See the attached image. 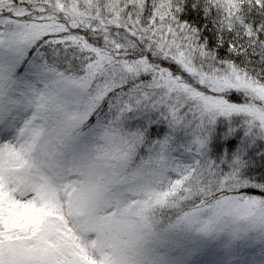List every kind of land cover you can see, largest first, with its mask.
I'll return each instance as SVG.
<instances>
[{"label": "snow or ice", "instance_id": "obj_1", "mask_svg": "<svg viewBox=\"0 0 264 264\" xmlns=\"http://www.w3.org/2000/svg\"><path fill=\"white\" fill-rule=\"evenodd\" d=\"M0 264H264V0H0Z\"/></svg>", "mask_w": 264, "mask_h": 264}]
</instances>
